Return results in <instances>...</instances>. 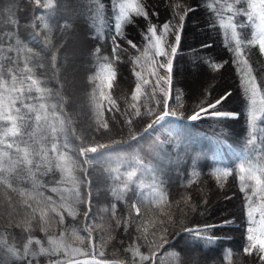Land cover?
<instances>
[{"label":"trees","instance_id":"1","mask_svg":"<svg viewBox=\"0 0 264 264\" xmlns=\"http://www.w3.org/2000/svg\"><path fill=\"white\" fill-rule=\"evenodd\" d=\"M121 1L40 0L51 4L43 8L35 0H0V99H15L20 114L32 116L22 137H5L10 124L0 121V153H9L5 166L14 170L6 175L16 189L0 184V264H26L8 249L23 252L29 238L31 264H52L65 255H50V240L127 264H261L256 251L244 252L254 224L246 196L252 207L259 197L251 182L240 180L242 165H264V53L255 43L256 18L245 14L251 11L248 0H137L147 19L131 15L123 22L117 20ZM225 16L236 25L235 35L224 26ZM164 22L180 29L171 73L158 67L163 58L146 41L147 29L156 24L160 34ZM167 39L175 43L173 35ZM245 59L262 97L255 120L241 71L247 70ZM107 71L114 73L111 88ZM192 74L208 81L192 83ZM13 75L16 87L27 88L32 75L47 91L33 88L17 99L8 91ZM165 75L170 89L156 83ZM137 84L141 92L134 100ZM41 103L49 106L48 119L36 124L22 104ZM202 108L207 112L192 120ZM165 110L175 115L157 122ZM7 143L28 147L33 164H14L18 154ZM215 143L224 146L225 156L215 154ZM84 147L97 148L86 164ZM48 197L65 215L63 224L53 218L44 231L39 212Z\"/></svg>","mask_w":264,"mask_h":264},{"label":"snow or ice","instance_id":"2","mask_svg":"<svg viewBox=\"0 0 264 264\" xmlns=\"http://www.w3.org/2000/svg\"><path fill=\"white\" fill-rule=\"evenodd\" d=\"M35 4L37 7H43V8H49L51 7L50 3H44L41 5L40 0H35ZM120 7V12L121 15L119 17L120 21H130L131 15H136V16H144L145 19H147V12L143 11L142 5H139L137 3V0H123V2L119 5ZM248 7L251 9V11L246 12L245 14L248 16L249 20H252L253 17H258L259 24L257 27L259 28V33H258V39L255 41V43L259 44V49L262 53H264V0H248ZM229 27L233 29V34L235 35L236 32V25L235 24H229ZM161 32L160 34L157 33V25L152 24L148 29V36L146 37V41L150 48L154 51L155 56H159L163 58V62L158 63V67L161 69H165L167 73H171L172 68H173V58L175 57L177 53V47L180 43V34L179 31L180 29L177 28L176 26H173L170 22H164L161 26ZM117 31H119V25L117 26ZM171 34L175 38V43L174 44H169L168 42V35ZM240 41L239 39L237 40V44L239 45ZM250 43H253L250 41ZM128 44L131 45V47L136 48L137 45L133 44L131 40L128 41ZM119 48V45H116V48L114 49V52L116 49ZM237 51L239 54L243 55V52L238 48ZM118 58V57H117ZM245 65V69H241L243 72V75L245 77L244 79V84H245V90L250 91L251 95L255 97L258 94L259 86L256 84L255 77L252 75L251 71V66L248 64L247 59L241 61ZM30 71V70H28ZM114 75V73L112 74ZM136 75L139 77L140 73L137 72ZM152 75H157L155 69L152 71ZM16 76H12L13 80V86L10 91L11 93H14L17 97V99L22 96L26 91L28 93H31L33 91V88H35V91L38 93H45L47 90L43 87H41V82L37 79H34L32 75H27L26 79L29 81L27 88H25L23 85L21 87H16L15 86V81H16ZM111 79L112 76L108 77L109 83L108 87L111 88ZM141 79H143L141 77ZM166 83L169 86L170 89V84H171V78L168 75H165L164 77H160L156 83L159 84L161 82ZM144 84H147V80H143ZM141 92V87L139 84H137L136 89H135V95L133 96L134 100L139 99V94ZM154 94V90H153ZM103 95V93H101ZM168 95V92H165V96ZM230 93H226L225 96L221 97V99L217 100L215 104H210L208 107L209 108H214L216 104H220L222 100L226 99ZM41 99L43 98L42 96L40 97ZM16 103L15 99H12L11 97L8 98L7 102L3 99H0V121L6 122L10 124V127H8L5 132L4 136L5 137H22V127H26L29 123V119L32 118V116H29V119L25 118V115L20 114L21 109L14 107ZM110 103H115L114 101H110ZM22 107L26 110V113L28 114H34V121L36 124H39L42 120L47 121L48 116V105L41 103L37 106H34L32 104H22ZM52 107H55L54 105ZM133 108L136 112V115L139 116L140 112L138 109H135V106L133 105ZM166 108V104H165ZM111 110V109H110ZM13 112L17 113V115H13ZM41 112L43 115H41ZM207 109L202 108L199 112H197L195 115L191 117L192 120H196L200 117L201 113H206ZM55 115V114H53ZM170 115H175L174 112H168L164 111L163 116H160L157 118V122L161 119H164ZM213 116H225L227 114L221 113V112H213L211 113ZM235 115V114H233ZM253 120H255V115H253ZM131 123V121H128ZM102 128L107 130L108 125L107 123H104L102 125ZM56 131L55 127H52V132L54 133ZM0 143H4L3 139H0ZM6 147L8 149H13L15 148L16 153L18 154L17 161L14 162V164L18 163L20 165H26V166H31L33 164V160L29 159V156L31 153L29 152L28 147L21 148L18 145H14L13 143H7ZM104 147V146H100ZM57 149V145L53 143L51 145L50 151L55 153ZM97 148L96 147H84L80 150V155L84 160V163L86 164L88 162V158L90 153H96ZM47 156V153H45V158ZM5 158L10 160L11 158L9 157V153L7 151H4L0 153V184H3L5 189L7 190H12L16 191V189L13 188V184L10 181L8 175L14 170L13 167H6L5 166ZM60 160H64V156L61 154L58 157ZM57 167H62V165H57ZM69 175H71V169L68 170ZM240 180L242 182L244 181H249L251 182V186H253L254 190L252 194L254 196L259 197V204L256 207L251 206V201L249 197L246 196V200L249 201L250 207L248 210V216L252 217L253 220L255 219L254 214L259 213L260 215V224L261 227L259 229V234H257V229L254 227H250L248 229L250 235L248 236V240L250 241L249 247H246L244 249V252L251 254L253 251H256L257 254L259 255V259L261 261V264H264V165H261L259 167H254V168H245L243 165L240 167ZM231 173L228 171L224 172V175H230ZM249 184L245 183L244 185V190H247L249 188ZM51 191L56 192V188H52ZM21 195H24L23 192L20 193ZM86 194V193H85ZM42 195V194H38ZM76 200L78 203H83V201L80 198L79 192H76ZM33 199L35 197H32ZM63 199V197H61ZM26 207L32 209V212L35 213L36 209L32 208L31 204H28L27 201L24 202ZM133 208L137 215L140 213L139 208H135V205H133ZM49 213L52 214L51 218L46 219V217H49ZM64 215L65 212L63 210V207L58 210V208L55 206L54 203H52V198L48 197L46 198V206L42 207L40 212H39V217H40V222L44 225L42 230L47 231V227L50 226L52 219L53 218H58L60 223L63 224L64 220ZM68 215L70 216H75L74 212L69 210ZM85 216L87 217V213H85ZM17 227H22L20 225H17ZM186 231L193 233L195 236L199 237L201 235L200 229H186ZM63 235V234H61ZM86 235H89L86 231ZM34 241L29 238L27 243L23 246V252L17 253L16 250L14 249H8L9 252H11L13 255L17 256V259L24 260L26 261V264H31V260L29 259V245H31ZM6 243V241H5ZM35 243H39V241H35ZM50 243L53 245L52 252L49 253L50 255H59L61 251L67 252V248L63 247V245L58 244L57 241L55 240H50ZM164 243H167V241H164ZM41 252H47L46 249L41 248ZM73 252H79V249H73ZM94 254V253H92ZM155 253H153L154 255ZM32 255H35V253H32ZM84 255H88V253H84ZM139 255V253H137ZM141 260H149L150 257L147 256H142L140 255ZM52 264H63L62 261L56 260L53 261ZM71 264H81L80 261H72ZM84 264H102L100 261H85Z\"/></svg>","mask_w":264,"mask_h":264},{"label":"rangeland","instance_id":"3","mask_svg":"<svg viewBox=\"0 0 264 264\" xmlns=\"http://www.w3.org/2000/svg\"><path fill=\"white\" fill-rule=\"evenodd\" d=\"M123 2V0L120 2V4ZM119 4V5H120ZM120 15H121V12H120V7H118V14H117V20L118 21H120V19H119V17H120ZM223 23H224V26L226 27V29L227 30H230L231 31V33H233V29L231 28V27H229L228 25L229 24H234L233 22H232V20H231V18L230 17H227V16H225L224 18H223ZM255 24H256V26H255V37H256V39H258V33H259V28L257 27V25L259 24V20H258V17H256V22H255ZM236 34V33H235ZM112 75V73L110 72V71H107L106 72V78L108 79V77L109 76H111ZM211 76V75H210ZM189 79L190 80H192V83L196 80V79H198V81L200 80L201 82H200V84L199 85H202V84H204L205 82H207L206 81V76L204 77V75L202 76V77H198L197 76V74H192V76L191 77H189ZM262 97H261V95H260V91L258 90V94L255 96V97H253L252 96V113H253V115H255V119H257L259 116H260V113H261V111H262V99H261ZM253 115H252V118H253ZM163 116V115H162ZM166 130H168V129H166ZM213 146H214V148H215V151H216V153L215 154H217L218 156H220V157H223V156H225L226 155V150H225V148H224V146H222V145H220V144H213ZM204 150H206V149H204ZM254 167H258L257 165H254V166H252V165H250V166H248V167H245V168H254ZM256 206H258V204H256V205H254V207H256ZM254 216H255V219L253 220L254 221V224H253V226L252 227H254V228H256L257 229V234H259V229H260V227H261V224H260V215H259V213H255L254 214ZM252 218V217H251ZM253 219V218H252ZM47 251H50L49 249H47V248H45ZM74 248H71L70 250H68L67 249V252H65V255L64 256H62V257H59L57 260H63V259H67V258H69V257H71L72 255H71V253L73 252L72 250H73Z\"/></svg>","mask_w":264,"mask_h":264},{"label":"bare ground","instance_id":"4","mask_svg":"<svg viewBox=\"0 0 264 264\" xmlns=\"http://www.w3.org/2000/svg\"><path fill=\"white\" fill-rule=\"evenodd\" d=\"M255 18H256V17H255ZM260 95H261V94H260ZM68 250H70V249H68ZM71 255H72V256L69 257V258L61 260V261L63 262V264H64V263H67V262H69V261H71V260H76V259L87 260L88 258L91 259V258H93V257L98 258V259L101 260V261H112V260L121 261V260H118V259H101V258L95 256L94 254L83 255V254H81V251H79V252H72ZM59 261H60V260H59ZM121 262L127 264V263L124 262V261H121ZM82 264H84V262H82Z\"/></svg>","mask_w":264,"mask_h":264},{"label":"water","instance_id":"5","mask_svg":"<svg viewBox=\"0 0 264 264\" xmlns=\"http://www.w3.org/2000/svg\"><path fill=\"white\" fill-rule=\"evenodd\" d=\"M72 261H80L81 264H82V262H85V261H100V262H102V264H125V263H123V262H121V261H117V260H112V261H101V260H99L98 258H95V257H93V258H91V259L88 258L87 260H83V259L71 260V261H69V262H67V263H64V264H71Z\"/></svg>","mask_w":264,"mask_h":264}]
</instances>
